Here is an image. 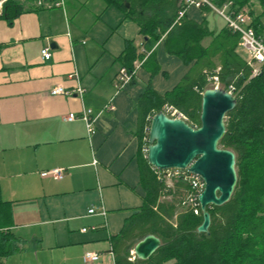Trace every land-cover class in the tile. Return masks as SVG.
<instances>
[{"label": "crops", "instance_id": "crops-1", "mask_svg": "<svg viewBox=\"0 0 264 264\" xmlns=\"http://www.w3.org/2000/svg\"><path fill=\"white\" fill-rule=\"evenodd\" d=\"M6 1L0 0V198L10 206L9 232L18 250L0 264H84L86 254L99 257L91 264L128 262L135 245L128 255L126 247L137 239L125 245L118 237L144 219L142 150L153 117L144 120L140 101L148 88L164 96L187 78L201 88L206 84L204 91L213 87L204 76L221 69L218 35L226 23L208 7L188 8L181 19L204 29L200 45L210 54L207 63L185 64L170 53L180 44L167 42L168 30L157 27L159 40L150 45L135 19L175 24L184 0L134 3L133 9L127 0H64V7H56V0H12L22 11L11 22L2 16ZM129 42L136 55L131 72L142 65L117 93L115 77L127 68ZM45 50L48 61L42 59ZM233 56L248 64L239 42ZM54 88L69 95L51 96ZM85 111L95 119L91 136L83 121H64ZM55 170H62L61 179L44 176ZM158 181L165 186L158 203L180 214L184 183ZM91 209L95 214H88Z\"/></svg>", "mask_w": 264, "mask_h": 264}, {"label": "trees", "instance_id": "trees-1", "mask_svg": "<svg viewBox=\"0 0 264 264\" xmlns=\"http://www.w3.org/2000/svg\"><path fill=\"white\" fill-rule=\"evenodd\" d=\"M127 1L131 3L132 9L134 3H145L149 6H160L162 3V0ZM211 1L217 7L230 2L232 10L247 12L255 33L264 36V0ZM21 11L19 3L7 0L2 7V16L11 22ZM128 12L130 14V9ZM135 19L140 23L141 33L149 36L150 45L159 40L160 36L155 33L159 27L163 32L168 30L167 42L180 44V47L170 51L171 54L178 56L185 64L195 60L207 63L205 54L208 50H202L200 45V40L206 35L202 27L186 24L184 19L175 24V19L160 21L157 18L141 16ZM218 38H221L218 46L221 69L218 73H207L204 77L207 79L216 76L220 89L227 91L229 87H233L235 90L233 96L236 107L225 117L226 134L219 143L220 148L232 151L236 157L237 185L233 196L222 207H209V235H198L196 230L202 223L201 213L195 217L181 210V204L190 191L189 186L184 184L186 193L179 205L182 212L177 214L175 207L158 203L165 186L157 180L156 173L149 171L145 161L143 183L147 197L144 219L138 225L126 228L118 239L127 245L130 238L141 241L147 235H154L160 240L161 247L147 261L136 260L132 264H264V65L260 67L259 74L252 77V69L247 62L233 56L239 35L226 26ZM123 56L126 70L131 72V64L136 58L132 43H127ZM208 68L209 71L213 69L209 65ZM205 87L206 84L201 88L187 78L164 96H158L148 88L139 104L142 117L145 120L147 116H154L165 106H169L182 113L189 126L199 128L201 96ZM9 207L0 198V261L14 255L18 250L16 239L9 232L12 222ZM137 229L141 232L135 238ZM136 241L126 247L127 255L136 245ZM118 264L130 263L124 257L118 259Z\"/></svg>", "mask_w": 264, "mask_h": 264}, {"label": "water", "instance_id": "water-1", "mask_svg": "<svg viewBox=\"0 0 264 264\" xmlns=\"http://www.w3.org/2000/svg\"><path fill=\"white\" fill-rule=\"evenodd\" d=\"M236 99L225 90L209 88L201 96L199 128L183 120H172L159 112L151 118L148 133V165L157 171H183L200 178L204 190L199 196L202 223L198 235H209V207L227 204L237 185L236 157L219 147L226 134L225 117L234 111ZM161 247L153 235L138 242L133 254L138 261L150 259Z\"/></svg>", "mask_w": 264, "mask_h": 264}, {"label": "built area", "instance_id": "built-area-1", "mask_svg": "<svg viewBox=\"0 0 264 264\" xmlns=\"http://www.w3.org/2000/svg\"><path fill=\"white\" fill-rule=\"evenodd\" d=\"M39 4L41 5L45 3H42L40 1ZM54 5L56 7H64V0H56ZM204 6L212 9L219 16H221L225 21L226 26L239 35V47L241 48L242 52H244L245 55L248 57V66L252 69V77H256L259 74L260 67L264 65V36H259L255 33L254 29L251 27V17L247 14V12H236L232 10L230 2L224 4L222 7H217L212 3L211 0H184L182 10L178 12V18L176 23L184 16L188 8H200ZM42 59L43 61H48L50 59V54L46 50L42 52ZM141 65L142 62L136 63L132 72H128L125 69H121L117 73L115 77V90L117 93L122 92L128 85L131 84L135 77L136 71L140 68ZM208 80L214 88L218 89L219 81L216 76L209 78ZM226 92L233 95L235 90L233 89V87H229ZM50 94L51 96L69 95L62 88H54ZM106 110L112 112L114 108L112 106H108ZM162 113H164V115L169 119L183 120L187 122L184 115L172 107L165 106L162 110ZM78 119L85 123L87 133L90 136L93 135L95 119H92L91 113L89 111H85L79 117L75 115H69L64 118V121L75 122ZM150 121L151 118L149 119V124ZM148 133L149 128H147L146 130L147 137ZM147 149L148 145H146L142 150V154L145 159H147ZM155 171L158 180H178L189 186L190 191L183 200L181 207L184 212H189L193 214V216L198 217L201 213L198 199L204 190L203 181L200 178L183 171ZM61 174L62 170H55L44 174V176L61 179ZM88 214L93 215L95 214V211L91 209L88 211ZM99 215L104 216V212H101ZM82 232L84 233L85 231L83 230ZM98 260L99 257L97 255L86 254L83 258V263L91 264L97 262ZM135 260L136 258L134 254H131V257L128 262L134 263Z\"/></svg>", "mask_w": 264, "mask_h": 264}]
</instances>
